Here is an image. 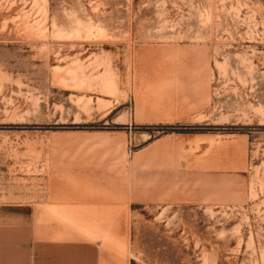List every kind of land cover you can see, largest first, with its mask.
Returning <instances> with one entry per match:
<instances>
[{"label": "rangeland", "instance_id": "obj_1", "mask_svg": "<svg viewBox=\"0 0 264 264\" xmlns=\"http://www.w3.org/2000/svg\"><path fill=\"white\" fill-rule=\"evenodd\" d=\"M78 179L129 264H264V0H0V230Z\"/></svg>", "mask_w": 264, "mask_h": 264}, {"label": "crops", "instance_id": "obj_2", "mask_svg": "<svg viewBox=\"0 0 264 264\" xmlns=\"http://www.w3.org/2000/svg\"><path fill=\"white\" fill-rule=\"evenodd\" d=\"M72 186L45 204L8 206L6 229L0 230V264H129L115 242L104 238L106 230L64 229L52 211L76 199L82 204L79 206L89 202L94 209H109L119 205L120 197L96 181L78 179ZM113 218L106 216L105 227ZM116 231L108 235L124 237V229Z\"/></svg>", "mask_w": 264, "mask_h": 264}]
</instances>
